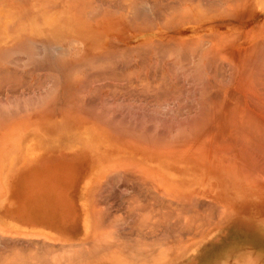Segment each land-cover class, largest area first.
<instances>
[{"label": "rangeland", "instance_id": "1", "mask_svg": "<svg viewBox=\"0 0 264 264\" xmlns=\"http://www.w3.org/2000/svg\"><path fill=\"white\" fill-rule=\"evenodd\" d=\"M174 1L0 0V68L5 66L3 70L8 69L10 76L5 77L6 81V73L2 76L0 70V79L6 81L4 85L5 81L0 80L4 85L0 87V238L2 233L5 239L18 237L16 243L5 244H12L9 251L13 243L20 241L32 245L33 236L35 244V238L40 239L38 245L48 241V246L51 242L48 248L52 255L57 254L56 259L52 256L54 260H59L58 254L70 256L66 260L73 259L72 251L85 252L89 248L90 253L85 252L89 256L82 258L79 254V264H120L115 263V254L122 255L128 263L130 253L125 254V250V256L111 250L101 258L102 250H92L90 241L99 237L106 249L116 244L134 247L136 242L144 246L153 239L172 246V237L186 227H179L182 231L179 229L177 234L172 229L189 212L187 201L185 214L182 202L180 206L184 216L178 213L180 219L175 214L180 212L175 209V197L188 200L195 195L199 202L196 198L195 203L189 202L200 213L195 217L199 225L204 222L206 226H201L208 232L205 237L195 238L192 256H201L214 244L218 264H264V194L245 188L251 180L259 179L260 169L264 172V166L260 168L264 149L257 148L261 149L259 153L250 148V152L239 137L242 129L236 128L240 121L236 115L241 112L242 116L245 110L250 116L254 114L251 120L264 123V0H183L193 8V15L189 14L187 20L184 12L187 23L183 20L172 29L171 25L164 26L162 19L170 16L178 4L184 6L180 0ZM237 2L240 6L236 8ZM134 14L137 19L144 18L132 20ZM21 42L33 44L40 57L28 60L21 52L19 56H9L11 59L5 56L6 50L20 48ZM24 60L25 64L21 63ZM249 130L247 136L259 133L252 130L256 135H249ZM219 141L224 144L216 150ZM213 142L216 146H211ZM233 147L238 149V155L231 150ZM239 147L247 148L259 160L256 162L262 163L253 165H258V171L250 168L251 161L249 167L246 165L252 159L247 163L241 159L245 151ZM222 149L232 154L219 151L217 156ZM132 167L162 178L164 194H168L163 197L168 201L157 195L160 204L154 195L151 203L155 207L158 202L161 209L167 203L172 210H165L179 217L176 220L170 214L179 223L169 217L168 222L175 225L169 222L172 226L166 228L151 205L155 214L150 213L151 208L145 210L150 204L149 191H156L147 187L145 195L146 187L137 185H150L151 179L143 182L137 177L140 181L132 183L133 176L130 180L127 173ZM123 169L124 175L120 171ZM254 169L257 178L250 172ZM216 194L217 201L213 199ZM68 211H72L73 221L84 222L73 223V239H62L64 235L51 228L70 227L54 224ZM164 211H160L161 216ZM148 212L155 216L151 218L153 222L158 218V224L147 219L143 222L141 217L148 216ZM147 218L150 220V216ZM166 221L163 223L168 224ZM182 224L188 227V222ZM1 230L13 235L9 237ZM180 236L182 243L192 238L185 230ZM20 237L23 240L19 241ZM167 238L170 240L164 241ZM35 244L38 252V247L47 252V247ZM0 245L1 250L5 245ZM24 250L8 252L10 258L12 254L14 257L7 259L16 260L15 254ZM8 253L5 254L9 256ZM23 260L19 264H26L25 257Z\"/></svg>", "mask_w": 264, "mask_h": 264}, {"label": "bare ground", "instance_id": "2", "mask_svg": "<svg viewBox=\"0 0 264 264\" xmlns=\"http://www.w3.org/2000/svg\"><path fill=\"white\" fill-rule=\"evenodd\" d=\"M124 0H122V2H123ZM125 1H129V0H125ZM169 1V0H168ZM176 1V0H175ZM174 1V2H175ZM177 1H179V0H177ZM188 1V0H187ZM190 1V0H189ZM179 2H182V3H184V1L182 0H180ZM177 3V2H176ZM238 3V2H237ZM135 5H137L136 6V8L138 7V4L136 3ZM135 5H133V7L135 8ZM20 6V5H19ZM145 7H146V4L144 5ZM148 6V5H147ZM178 6H180L179 4L177 5V7ZM236 8L237 7H239L240 6V3H238V4H235L234 5ZM141 7H143V6H141ZM140 7V8H141ZM177 7H175V8H177ZM131 8V10H133L132 9V6L130 7ZM139 8V13H140V9ZM144 8V7H143ZM142 8V9H143ZM174 8V11L175 10H177L175 13H174V11L170 14V16H168V17H166V18H163L162 20H163V25L165 26H167V28H168V25H171V28L172 29H176V27L177 26H179V24H181L182 22H183V20H184V12L186 13V19H187V16L190 14V16L192 17V15H193V8H190L188 5H187V2H185L184 3V6H183V4L179 7V9L177 8V9H175ZM135 11V10H134ZM145 11V10H144ZM136 12V11H135ZM138 13V12H137ZM141 13H142V11H141ZM145 13H146V11H145ZM145 13H143V16H145L146 14ZM136 14V13H135ZM134 14V16L132 17V20H136L137 19V17H138V15H137V17H136V15ZM136 19H135V18ZM141 17V16H140ZM139 17V19H137V20H140L141 18H144V17H141L140 18ZM189 17V16H188ZM198 19V18H197ZM144 20V19H143ZM188 20V19H187ZM187 20H184L185 22H184V24H186L187 23ZM227 21V20H226ZM192 23V22H191ZM230 24V23H229ZM162 25V24H161ZM164 26H162V28H165ZM229 26V25H228ZM178 28V27H177ZM25 41V40H24ZM23 41V42H24ZM23 42H21V43H18V45H20L19 47L20 48H18V46H16L15 48H13L12 50L11 49H8V51L10 50V52H8L7 50H6V53H8V55H5L4 54V51H3V54L5 55V56H7V57H9V56H11V58L13 57V55H17V56H19V53L18 52H21V54L24 56V54H25V56H26V58L28 59V60H32V59H35V58H39L40 57V54H39V50L37 51V49H36V47L34 46V48L36 49V52H35V50H34V48H32L33 46V44H29V43H24L23 44ZM31 46V47H30ZM30 47V48H29ZM18 48V49H17ZM32 48V49H31ZM44 49H45V45H44ZM30 50V51H29ZM31 50H32V52H31ZM33 50H34V52H33ZM9 53H11V54H9ZM18 53V54H17ZM63 54H65V52L63 53ZM21 55V56H22ZM10 57H9V59H11ZM22 60V59H21ZM7 61H9L10 62V60H7V58H6V62ZM21 62V61H20ZM1 63V62H0ZM5 63V62H4ZM21 63H23V64H25V60L23 61V62H21ZM26 63H28V62H26ZM8 64V63H7ZM10 64V63H9ZM8 64V65H9ZM7 65V66H8ZM11 66H12V64H11ZM7 68V67H6ZM5 70V66H4V68H0V70H2L1 72H2V76L4 75V73H6V71L8 70V69H6V71L4 72V70ZM9 71V70H8ZM7 71V72H8ZM9 73V72H8ZM8 73H6V75H4V78L5 77H8V79H9V75H8ZM8 75V76H7ZM0 76H1V74H0ZM250 78H251V76H250ZM7 79V80H8ZM0 80H2V82L3 81H5L6 80V78H5V80H3V77L0 79ZM6 80V81H7ZM249 80H251V79H249ZM6 81H5V84L4 85H6ZM4 83V82H3ZM3 83H1L0 82V87H1V84H2V87L4 86L3 85ZM247 86V85H246ZM249 86V85H248ZM242 111V110H241ZM244 111V110H243ZM244 113H247V111L245 110V112ZM244 113H242L243 115H244ZM239 114L240 115H236V116H233L234 118L236 117V119L237 118H239L238 119V121H239V125L237 124V130H241V131H239L240 132V138L242 139H240V138H238V139H240L241 141H242V144L243 145H248L249 146V150H250V148L252 149V150H255V149H257V148H261V149H257L256 151H254V152H259L260 153V150L261 151H263V147H264V143H262V142H264V131H262V130H264V123H262L261 122V120L260 121H258V123H256V122H254V121H256V119H254V120H251L252 118H251V116H253L254 117V114H251V116H250V114H248L247 113V116L249 115V120H248V118H247V116H246V114L243 116L244 117V119H246V120H248V121H246V120H244V119H240L242 116H241V112H239ZM263 115V114H262ZM261 115V116H262ZM239 116V117H238ZM246 116V117H245ZM255 116H256V114H255ZM258 116V115H257ZM232 117V118H233ZM258 117H260V116H258ZM263 117V119L260 117V119H262V120H264V115L262 116ZM231 118V119H232ZM235 119V120H236ZM258 119V118H257ZM233 121H234V119H232ZM251 120V121H250ZM259 120V119H258ZM237 121V120H236ZM246 121V122H245ZM253 121V122H252ZM235 122V121H234ZM259 122H261L263 125H261V124H259ZM233 123V122H232ZM241 123V124H240ZM255 123V124H254ZM236 124H234V125H236ZM260 126H259V125ZM242 125H245V127L244 126H242ZM240 126L241 127H244L245 129H247V127H248V129L247 130H249V128H250V130L248 131L250 134L249 135H251L252 133L254 134V135H256L257 134V136H247V134H245L246 133V131L247 130H245V129H243V128H240ZM255 126H257V128L255 127ZM3 127V126H2ZM252 127H255V128H252ZM259 127V128H258ZM259 129V130H258ZM252 130H254V131H259V133H254V132H252ZM245 131V132H244ZM239 132H237V135H238V133ZM241 133H244V135H246V137H244V135L243 134H241ZM258 134H259V136H258ZM238 137V136H237ZM224 139V138H223ZM223 139H222V141H223ZM224 140H226V139H224ZM222 141H219L220 142V145L217 147L216 146V141H214L213 143L214 144H212L211 146H216L215 148H216V150L217 149H219V147L220 146H222L224 143H222L221 144V142ZM244 141V142H243ZM219 142H217V143H219ZM262 143L261 145L260 144H256V143ZM203 143V142H202ZM246 143V144H245ZM194 145V144H193ZM196 145V144H195ZM197 145H200V143L198 144L197 143ZM208 145V144H207ZM207 145H204L205 147H206V149H207ZM258 145H260V146H258ZM245 146V147H246ZM250 146H252V147H250ZM263 146V147H262ZM185 147H189V146H184V148ZM245 147H243V148H241V147H239V149L241 150V151H245V152H247L248 150H245V149H247V148H245ZM256 147V148H255ZM214 148V149H215ZM238 148V147H237ZM210 149H213L212 147H210ZM236 149V148H235ZM234 149V147H233V149H231V150H233L234 152L233 153H235L236 152V154L238 155V153H237V151H238V149H236L235 150ZM244 149V150H243ZM216 150L214 151V150H211L212 152H216ZM230 150V151H231ZM210 151V150H209ZM220 151V153L219 154H221V152L223 151V153L222 154H224V155H229L228 153H231L232 154V151L231 152H227L226 150H225V152L227 153V154H225V152H224V150L222 149V150H218L217 151V156H218V152ZM240 152V151H239ZM244 152V154H246ZM249 152V151H248ZM247 152V154H248V156L251 154H249ZM250 152H251V150H250ZM264 152V151H263ZM263 152H261L262 154H264ZM241 153H243V152H241ZM244 154H241V155H243V156H241V159L244 161V162H246L247 163V161L249 160V159H252V160H249L248 161V163L246 164V165H248L249 164V162H250V164H252L251 166H250V164L248 165V167L250 166V168H255L257 171H258V169L259 168H257V166L259 165H261L262 163H261V161L262 160H260V163L261 164H258V162H259V160L257 159L256 160V157L255 156H253V153L248 157L247 156V154L246 155H244ZM223 155V156H224ZM235 154H233L232 156H231V160H232V157H235L234 156ZM221 156V155H220ZM226 157V156H225ZM239 158H240V155L238 156ZM255 157V158H254ZM217 158V157H216ZM246 158V159H245ZM223 160L225 161V159L223 158ZM227 160H228V157H227ZM247 160V161H246ZM234 162L236 161V160H233ZM253 161H254V163H253ZM256 161H258V162H256ZM225 162H227V161H225ZM232 162V161H231ZM254 164H258V165H255V166H253ZM264 164V163H263ZM262 164V166H260V168L261 167H263L264 165ZM243 165V164H242ZM241 165V166H242ZM244 167H246L245 165H244ZM243 167V168H244ZM247 167V168H248ZM129 168V167H128ZM133 168V169H132ZM131 168V171L130 170H127V173L129 172V175H130V180H131V178H132V176H133V178H132V183H134V181L135 182H137L135 179H141V180H145L146 182L147 181H149L150 179V185H152V186H150V185H148L149 184V182H147L146 183V185H148V186H146L145 184H143V183H141V182H139L137 185H139L140 184V186L141 185H144L146 188L145 189H143L144 187H141L140 188V186H139V188L140 189H143V191L144 190H146L147 189V187H149L147 190H149L150 189V187L152 188V189H150V190H155L156 192H155V194L153 193H151L150 191H149V194L147 195V198H149V202H150V204L148 205L147 203H149V202H146L147 200H146V197L144 198L146 201H144V203L146 202V204L149 206V208H147V209H145V208H143L144 207V205H146V204H144V205H142L141 206V210L143 211V212H145V210L147 211L148 209H150L151 208V206L155 209H153V208H151L150 210H154L155 211V213H158V214H160V215H157V214H155L154 213V211L153 212H150V213H154L156 216H158V218H159V216L161 217V218H159V221H160V224L162 225H166V228H169L170 226H172L171 224H174V223H172L171 221H169V222H171V224L168 222V219H169V217L171 218V220H173L174 221V219H176V218H179L180 217V219H181V217L182 216H184L182 213H184L185 214V206H184V204H187L188 205V203H189V205L188 206H186V212L187 211H189L188 213H190L191 211L190 210H192V212L191 213H193V216H192V214H191V216L194 218H188V216H190V214H185L186 216H187V218L188 219H186V216H185V219H179L180 221V224H177V223H179L178 221H176V220H178V219H176L174 222H177L176 224H177V227L176 226H174L175 228L174 229H176V230H174V229H172L171 231L172 232H175V234H177L178 232H179V229L181 228L182 229V227H186L184 230H185V232L187 231V233L189 234V236H191L192 238H188V240H189V242H187V243H185L186 241H184L183 243H182V239H180L181 238V236L179 237V235L180 234H182L183 232H184V230L182 231L181 229H180V231H182V232H179L178 234L179 235H177V237H172L173 239L172 240H175V243H173V245L172 246H170V244L167 242L168 240H170V239H166V240H164V241H166L169 245H167L165 248H164V246L167 244V243H165V244H163L164 242L163 241H161L160 242V240L159 239H153L152 241L150 240L149 242H148V244L147 243H145L144 244V246L143 245H141L139 242H136L135 244H134V247H130V246H128L127 244H116L114 247H112L111 249H106V245H105V243L102 241V239H100L99 237H98V241L95 239V241H90V243H91V249L92 250H98L99 251V249H101L102 250V252H101V254H100V256H101V258H102V256L105 254V253H108V252H110L111 250H115V251H117V250H119L120 252H122L123 250H125L124 251V253L126 252V253H130V255H129V262L127 263V261H126V259L122 256V255H120V254H115V251L114 252H112V253H114L115 254V257H114V260H115V263H120V264H184V261H187V263L186 264H218L220 261H218V260H216V258H215V254L213 253V251H214V249H215V245L213 244V245H211L208 249H206L204 252H203V254L201 255V256H198V257H194V256H192V254L194 253V251H195V243H194V240H195V238H198L199 236L202 238V237H205L206 235H207V230L206 229H204V227L203 226H206V224L203 222H200L201 223V225H203V226H201V225H199V221H197L198 219V217H200L199 216V214L200 213H198L197 211H194V210H197L196 208L194 209L193 207H191L193 204V202H194V199L196 198L195 197V195L194 196H192L191 197V195H190V197H189V199L188 200H186V198L185 197H187V196H183V199L185 198V200H186V203H185V200H181L182 199V197L181 196H178V197H180V198H176L175 197V200L177 199V205H179V203H180V205H179V207L177 208V205H176V208L175 209H179L180 210V206H182L181 204L183 203V212L181 213V211H182V209L180 210V212H177L176 210V212H175V214L177 213H181V215L182 216H180L179 214L177 215V216H179V217H175L174 218V213H169L170 212V210H172V209H170V208H168L167 206L168 205H166L167 203H163L164 205L162 206V208L164 207V206H166L165 208H167L168 209V211H167V209L165 210V208H163V209H161L159 206H158V202L160 203V198L162 197L163 199H165L164 201H168V199H167V197H168V194H164V193H166L165 192V189L163 188V186H162V183H164L163 182V180H162V178H160V177H156V176H151V175H154L153 174V172L152 171H147V170H145V169H141V168H137V167H132ZM242 168V167H241ZM234 169L236 170V168L234 167ZM251 170L250 172L252 173V171L254 172H257L256 170ZM247 170H249V169H247ZM247 170H245L246 172H247ZM261 171H262V169H260ZM260 170H259V172L257 173V175L259 176H257L256 175V173L254 172L253 174H255V176H256V178L258 177L259 179L257 180V181H254V180H251L249 183H247V185L245 184V188H246V190H251L252 192H254V193H256V194H260V195H262V194H264V172H260ZM121 171V174L122 175H124V173L122 172V171H125L124 169L123 170H120ZM120 171H117V174L119 173L120 174ZM263 171H264V169H263ZM135 172V174H133V173ZM249 172V171H248ZM131 173H132V175H131ZM251 173H249V174H251ZM126 174V173H125ZM260 174V175H259ZM122 175H121V177H122ZM127 175V177H129L128 176V174H126ZM112 176V175H111ZM136 176V177H135ZM252 176V175H251ZM254 176V175H253ZM127 177H123V178H126L127 180L126 181H128V178ZM138 177V178H137ZM255 178V179H256ZM138 179V181H140ZM149 179V180H148ZM143 180V182H145ZM131 181H130V183H131ZM157 184V189L155 188L156 185ZM146 190V191H147ZM163 192V194L162 193H160V192ZM170 193V192H169ZM144 194H145V191H144ZM152 194V195H151ZM195 194V193H194ZM142 195H143V193H142ZM146 195V194H145ZM144 195V196H145ZM154 195H156V196H154ZM157 195L160 197H157ZM161 195V196H160ZM163 195H167V197L165 198V196L163 197ZM143 196V197H144ZM151 196L153 197H157V199L159 198V200H157L158 202H157V206L155 205V207L153 206V204L151 203ZM170 196H171V194H170ZM214 196V200L215 201H217L216 199H218L219 198V196H218V194H216V195H213ZM194 197V198H193ZM217 197V198H216ZM172 198V197H171ZM143 199V200H144ZM153 199H155V201L153 200ZM152 200L156 203V198H153ZM190 199H193V200H190ZM196 199H198V202H199V197L197 196V198ZM175 200L173 201L174 203H175ZM213 200V201H214ZM163 201V200H162ZM161 201V202H162ZM170 201H172V200H170ZM184 201V202H183ZM187 201H188V203H187ZM192 201V205L190 204V202ZM196 201V200H195ZM182 202V203H181ZM142 204H143V202H141ZM140 203V204H141ZM195 203V202H194ZM214 203V202H213ZM140 204H139V206H140ZM161 204V203H160ZM215 204V203H214ZM151 205V206H150ZM195 205V204H194ZM148 206H145V207H148ZM191 207V209H190V207ZM156 207H157V210H156ZM174 207V206H173ZM173 207H171V208H173ZM187 207H189V208H187ZM195 207V206H194ZM158 208H160L161 210L160 211H164V215H165V217H164V215H162L161 216V212L160 211H158ZM145 209V210H144ZM158 211V212H157ZM167 211V212H166ZM166 212V213H165ZM198 214H197V213ZM147 213V212H146ZM146 213H143L144 215H147ZM149 212H148V216H146L145 218H143V216L141 217L144 221L143 222H146V219H147V221L149 222H151V224H153V225H155V223H157L158 224V218H156L157 219V221L155 220L154 222L152 221L153 219H155V216L153 215L152 217H151V215H149L150 214ZM169 213V214H168ZM196 213V214H195ZM169 216H168V215ZM173 215L172 217L174 218V219H172V217H171V215ZM195 214V215H194ZM198 217H197V216ZM150 216V220H148V218L147 217H149ZM166 216H168V217H166ZM190 216V217H191ZM195 217H197V218H195ZM151 218H153V219H151ZM165 218H167V219H165ZM162 219L165 221V220H167L166 222L168 223V224H164L163 222L164 221H162ZM192 219V221L193 222H191L190 223V220ZM196 219V220H195ZM170 220V219H169ZM189 220V221H188ZM199 220H200V218H199ZM184 221V222H183ZM153 222V223H152ZM187 222H188V224H187ZM182 223H184L185 225L187 224L188 225V227L187 226H184ZM157 224H156V226L155 227H157ZM159 224V225H160ZM170 224V226L168 227V225ZM73 225V224H72ZM160 225V226H161ZM179 225H181V226H179ZM183 225V226H182ZM79 227V226H78ZM101 227H102V225H101ZM180 227V228H179ZM4 228V227H3ZM39 228V227H38ZM173 228V227H172ZM6 229V228H5ZM79 230V229H78ZM178 230V231H177ZM1 231H3V230H1ZM155 231V230H154ZM170 231V232H171ZM177 231V232H176ZM3 232H7V231H3ZM16 232V231H15ZM76 231H72V239L76 236V233H75ZM16 233H18V232H16ZM16 233H14V234H16ZM13 235V233L12 232H10V235H8V232H7V235L10 237V236H12ZM19 234H22V233H19ZM34 235V234H33ZM6 236V234L3 236V233H2V238H0V240H2V241H0V244H3L4 243V245L6 244V243H10L9 241H14L15 243H16V240H18V239H16V238H18L17 237V235H16V238L15 237H10L12 240H9V238H7V239H5L4 237ZM29 236V235H28ZM27 236V237H28ZM37 236V235H36ZM41 236H42V234H41ZM103 236V235H102ZM172 236H173V234H172ZM1 237V236H0ZM7 237V236H6ZM31 237H32V240H30V244H31V241H32V245H29V242L27 241V243H28V246H27V244L25 243L24 245L22 244L23 242L22 241H20V240H23V239H25V236H23L22 235V238L23 239H21V237H20V239H19V241L21 242V244L23 245V246H21V247H19L21 244H20V242H18L17 244H15V243H13V245H14V248H15V250H17V249H22V250H24V248L27 250L26 252H25V250L24 251H22L23 252V254H21L19 251L15 254V256H16V260H17V258L19 257V259L16 261V260H13V261H11V262H9L10 261V259L12 260V258L14 257V254H12L13 255V257L12 258H10V255H9V253L8 252H10V254L14 251L15 252V250H14V248H13V246H12V250H10L9 251V247L12 245V244H10V246H9V244H7V245H5L7 248H8V250H7V248H6V251L4 250L5 249V246H4V248H2L3 250H4V252L2 251V252H0V255H1V253H3V255L4 256H2L1 255V258H0V262H2V264H11V263H13V262H15L16 264H19V263H21V262H23L24 260H23V258L25 257V262L24 263H26V264H34L33 262L34 261H36V260H38V262L36 261L35 262V264H38L39 262H44L45 264H65V262H70L71 264H75V262L77 263V264H79V258L80 257H82V258H84V257H87V256H89V251H90V249L88 248V250L85 248V252L86 251H88L87 252V254L84 252V250H82V249H80V247H78L79 249H80V251H81V253H83L84 254V256L80 253V251L79 250H77V251H72L71 253H72V255H71V258H73V259H67L66 260V258L67 257H70V256H67V257H65V256H62V255H59L58 254V258H59V260H54L53 258H54V256H55V259H56V257H57V254H51V248H48V246L49 245H51V242L48 244V246H47V242L45 241V240H42V242L44 241V242H46V243H44V246H43V243L42 244H40V245H38L37 243V241L38 240H40V239H37L36 240V238H35V241H36V244H35V242H33L34 241V237L33 236H30V239H31ZM44 237V236H43ZM49 237V236H48ZM15 238V239H14ZM46 238V237H45ZM176 238H178V239H176ZM5 239V240H4ZM77 239V238H76ZM99 239H100V241H99ZM163 239H165V238H162L161 240H163ZM180 239V240H179ZM4 240V241H3ZM6 240H7V242H6ZM27 239H25V241H26ZM171 240V241H172ZM177 240V241H176ZM179 240V241H178ZM24 241V242H25ZM50 241V240H49ZM78 241V240H77ZM171 241H169V242H171ZM2 242V243H1ZM89 242V241H88ZM87 242V244H90V243H88ZM95 242V243H94ZM97 242V243H96ZM163 242V243H162ZM173 242V241H172ZM83 243H85V242H83ZM94 243V244H93ZM18 244H19V246H18ZM34 244L35 245H37V246H43L44 247V249H45V247H47V252L46 251H44V253L46 254V255H44V253L42 252L43 250H41L39 247H38V250H39V252L37 251V247L35 248V246H34ZM86 244V245H87ZM172 244V243H171ZM15 245H17L16 247H15ZM85 244H82V246H86ZM164 245V246H163ZM1 246V245H0ZM24 246H26V247H24ZM29 246H33L35 249H36V251H37V253H38V256H37V253H35L36 251H35V249H33V247L31 248V247H29ZM90 246V245H89ZM143 246V247H142ZM208 246V245H207ZM207 246H204V247H207ZM2 247V246H1ZM18 247V248H17ZM23 247V248H22ZM11 248V247H10ZM81 248H83V247H81ZM1 249V250H2ZM31 249H33V251H31ZM71 249H73V248H71ZM84 249V248H83ZM0 250V251H1ZM30 250V251H29ZM40 250H41V253H40ZM129 250V251H128ZM159 250V251H158ZM166 250V251H165ZM31 252V253H27V252ZM35 251V252H34ZM48 251H50V253L48 252ZM171 252V251H173L172 252V254L171 255H169L168 254V252ZM13 252V253H14ZM26 254H28L27 255V257L25 256V253ZM76 252H79V253H76ZM92 252V251H91ZM8 253V255L9 256H7L6 254ZM22 255H20V254ZM43 253V254H42ZM47 253L49 254V256H50V258H48L49 256L47 255ZM70 253V254H71ZM123 252H122V254H124ZM125 253V254H126ZM18 254V255H17ZM31 254H33L34 256H35V254H36V259L34 260V259H32V257H34L33 255H31ZM79 254H80V257H79ZM125 254H124V256H125ZM23 255H24V257H23ZM69 255V254H68ZM82 255V256H81ZM90 255H94V253H91ZM168 255H169V257H168ZM29 256H31V257H29ZM48 256V257H47ZM52 256H53V258H52ZM74 256H76V257H74ZM121 256V257H120ZM6 257V258H5ZM20 257H22V260H20L21 258ZM29 257V258H28ZM39 257H41L40 259L42 260H40L39 259ZM65 257V259H63ZM79 257V258H78ZM124 259H123V258ZM126 257H128V256H126ZM130 257H132V258H130ZM7 258H10L9 260L7 259ZM75 258V259H74ZM76 258H77V260H76ZM32 259V262L30 261ZM45 259V260H44ZM50 259V260H49ZM60 259H62V260H60ZM7 260V261H6ZM6 261V262H5ZM49 261V262H48ZM5 262V263H4ZM69 263V264H70ZM99 263H101L100 261L99 262H96L95 264H99ZM1 264V263H0ZM14 264V263H13ZM23 264V263H22ZM40 264V263H39ZM43 264V263H42Z\"/></svg>", "mask_w": 264, "mask_h": 264}, {"label": "crops", "instance_id": "3", "mask_svg": "<svg viewBox=\"0 0 264 264\" xmlns=\"http://www.w3.org/2000/svg\"><path fill=\"white\" fill-rule=\"evenodd\" d=\"M71 203V202H70ZM70 208L72 209V206H70ZM63 213H65L64 215H62V217H63V219H60L59 217H57L56 219H55V217L57 216H55L54 217V219H55V225H60V224H64L65 225V227H66V225H69L70 227H68L67 229H65V230H60L59 228H51V230H53V231H60L64 236L62 237V239H66V238H69V239H72V231H74L73 230V223H76V224H82L84 221H82V220H78L77 219V221H79V223L75 220V221H73V215H72V211H68V213H66V212H63ZM24 219V218H23ZM35 223V221H33V224ZM42 224H46V223H42ZM53 224V225H54ZM64 225H61V226H64ZM42 228V227H41ZM47 231H50V229L49 230H47Z\"/></svg>", "mask_w": 264, "mask_h": 264}]
</instances>
